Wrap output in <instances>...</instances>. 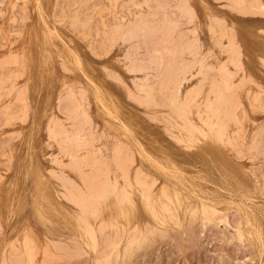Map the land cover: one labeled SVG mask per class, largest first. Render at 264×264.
<instances>
[{"label": "rangeland", "instance_id": "obj_1", "mask_svg": "<svg viewBox=\"0 0 264 264\" xmlns=\"http://www.w3.org/2000/svg\"><path fill=\"white\" fill-rule=\"evenodd\" d=\"M252 233L264 0H0V264H260Z\"/></svg>", "mask_w": 264, "mask_h": 264}, {"label": "bare ground", "instance_id": "obj_2", "mask_svg": "<svg viewBox=\"0 0 264 264\" xmlns=\"http://www.w3.org/2000/svg\"><path fill=\"white\" fill-rule=\"evenodd\" d=\"M19 15V14H18ZM222 22V21H221ZM54 30H55V28H53ZM51 31H52V28H51ZM55 32V31H54ZM44 33V32H43ZM222 35V34H221ZM112 36V35H111ZM76 56V55H75ZM235 56V55H234ZM78 58V57H77ZM79 60V59H78ZM71 62V61H70ZM73 62V61H72ZM74 63V62H73ZM80 63V62H79ZM230 63H232V62H230ZM71 64V63H70ZM81 65V64H80ZM79 65V66H80ZM137 65V64H136ZM200 67V66H199ZM208 67V66H207ZM29 74V73H28ZM234 74V73H233ZM233 77V76H232ZM91 80H93V79H91ZM206 80V79H205ZM228 84V83H227ZM192 87V86H191ZM96 90V89H95ZM98 90H100L99 88H98ZM101 91V90H100ZM212 91H214V90H212ZM98 92V91H97ZM102 92V91H101ZM96 94V93H95ZM98 94H101L102 96H103V99L105 98L104 97V95H103V93H98ZM97 94V95H98ZM188 93H186V95H187ZM235 95V94H234ZM99 96V95H98ZM24 98V97H23ZM79 98V97H78ZM100 98H102V97H99V98H97V99H99L100 100ZM192 98V97H191ZM105 99H107V98H105ZM108 100V99H107ZM114 100V99H113ZM194 100V99H193ZM101 101V100H100ZM102 102V101H101ZM109 102V101H108ZM103 103V102H102ZM110 103V102H109ZM231 103V102H230ZM103 105H105V103L103 104ZM118 105V104H117ZM115 106V105H114ZM110 107V106H109ZM109 111H111L108 107H106ZM106 109V112L108 111ZM101 110V109H100ZM117 110V109H116ZM108 111V112H109ZM105 113V112H104ZM112 113H113V117H115L114 115H116V113L117 112H113L112 111ZM234 113V112H233ZM117 114H119V113H117ZM108 115H110V112H109V114ZM120 115V114H119ZM203 115V114H202ZM111 117H112V115H110ZM117 117H119L118 115H116V118ZM199 117V116H198ZM201 118V117H200ZM205 118V117H204ZM204 118L202 119V120H204ZM233 118V117H232ZM18 119V118H17ZM112 119V118H111ZM114 119V118H113ZM113 119H112V121H113ZM120 120V119H119ZM125 123V122H124ZM213 124V123H212ZM206 125V124H205ZM210 126V125H209ZM97 127V126H96ZM198 130V129H197ZM183 133H185L183 136H188L187 134H186V132L185 131H183ZM189 135L190 134H192V133H194V132H191V133H189V132H187ZM196 136V134L194 133V134H192V136H188V137H186L187 138V140L186 141H188L189 143H190V145L191 146H194V147H198V146H200L201 145V142L197 139V140H195L196 138L195 137H193V136ZM193 137V138H192ZM48 139V138H47ZM183 139V138H182ZM184 139H185V137H184ZM201 140V139H200ZM48 148H50V147H48ZM151 157V156H150ZM153 159H155V158H153ZM157 162V161H156ZM165 163H166V161H165ZM162 164V163H161ZM160 164V165H161ZM159 165V164H158ZM159 165V166H160ZM107 175V174H106ZM110 180V179H109ZM187 182V181H186ZM130 184V183H129ZM136 184V183H135ZM168 185V184H167ZM36 203H37V208L39 209V211L41 212V213H43V217H44V219L46 220V221H48V222H51V223H55V217L56 216H59V217H61V218H63L66 222H69V220H71V218H72V214H71V212L70 211H68V209H66L65 207H64V205L62 204V203H60V202H58L57 201V199H56V195L54 194H52L51 193V188L49 189V187H48V185H47V183H46V181L45 180H43V179H39L38 181H37V185H36ZM169 188V190L171 189L170 188V186L168 187ZM171 192V194H173V192L172 191H170ZM146 193V192H145ZM201 194V193H200ZM156 197V196H155ZM58 198V197H57ZM208 200V199H207ZM177 202H178V204H182V201L180 200V199H177ZM205 203V204H204ZM201 204H202V208L201 209H203L202 211H207V210H209V208L213 205L214 206V202H213V200H210L209 202H202L201 201ZM241 204V203H240ZM135 203H134V201H132V202H130V204L128 205V207L126 208V210H125V212H124V216H123V218L126 220V221H128V222H130L131 221V219H132V216H134L135 215ZM216 205V204H215ZM238 205H239V203H238ZM217 206V205H216ZM178 208V207H177ZM241 208L243 209V213H245L246 215H249V217H247V218H249V220H248V222L250 223V226L252 225V227H250V228H252L254 231H255V235H256V233H257V230H258V232L261 230L260 229V227H259V225H258V221H257V218H255L253 215H252V212H250V211H247L246 209H245V206H241ZM252 209V208H251ZM250 209V210H251ZM179 210V209H178ZM252 211V210H251ZM213 212V211H212ZM242 213V214H243ZM180 214V213H179ZM245 214H244V216H245ZM151 215H152V218L153 219H155V220H157L158 222H161L162 221V219H163V217H162V215H161V208H160V204L159 203H157L156 204V207L154 208V209H152L151 210ZM244 216H243V218H244ZM59 219V218H58ZM245 219V218H244ZM59 221H61L60 219H59ZM245 221V220H244ZM247 221V220H246ZM248 222H245V223H247L248 224ZM251 231V230H250ZM252 232V231H251ZM254 234L252 233V235L254 236ZM259 234H260V232H259ZM252 235H250V237L251 238H253V236ZM260 237H261V235H260ZM254 238H255V240L256 239H258L259 240V238H258V235H257V237H255L254 236ZM262 238H263V236H262ZM262 238H260L261 239V241H262ZM257 240V241H258ZM260 240H259V246H260V244H263V241L261 242ZM261 242V243H260ZM261 248V247H260ZM261 251H262V249H261ZM262 259V258H261ZM260 264H264V257H263V259L260 261Z\"/></svg>", "mask_w": 264, "mask_h": 264}]
</instances>
